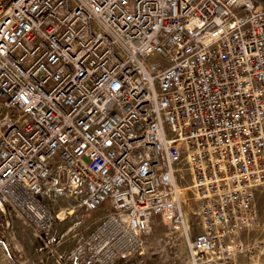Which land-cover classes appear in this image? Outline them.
Instances as JSON below:
<instances>
[{
    "label": "built area",
    "instance_id": "obj_1",
    "mask_svg": "<svg viewBox=\"0 0 264 264\" xmlns=\"http://www.w3.org/2000/svg\"><path fill=\"white\" fill-rule=\"evenodd\" d=\"M53 180L104 212L60 264L142 255L158 220L187 264H264L260 0H0V205L46 236Z\"/></svg>",
    "mask_w": 264,
    "mask_h": 264
},
{
    "label": "rangeland",
    "instance_id": "obj_2",
    "mask_svg": "<svg viewBox=\"0 0 264 264\" xmlns=\"http://www.w3.org/2000/svg\"><path fill=\"white\" fill-rule=\"evenodd\" d=\"M185 209L196 233L194 197L190 181L186 180ZM61 185L52 181L41 196L57 216L54 227L46 236L36 233L29 220L19 211L0 205V264H60L59 257L70 251L90 232L103 216V211H87L83 197L60 191ZM258 207L264 224V192L258 197ZM189 245L187 240L163 221L158 220L146 239L144 252L115 264H187Z\"/></svg>",
    "mask_w": 264,
    "mask_h": 264
},
{
    "label": "crops",
    "instance_id": "obj_3",
    "mask_svg": "<svg viewBox=\"0 0 264 264\" xmlns=\"http://www.w3.org/2000/svg\"><path fill=\"white\" fill-rule=\"evenodd\" d=\"M260 2H261V5H262L263 8H264V0H260Z\"/></svg>",
    "mask_w": 264,
    "mask_h": 264
}]
</instances>
